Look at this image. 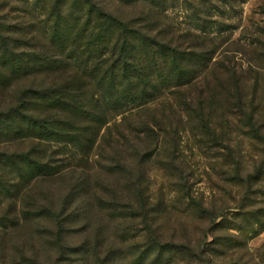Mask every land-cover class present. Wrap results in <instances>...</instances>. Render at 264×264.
Returning a JSON list of instances; mask_svg holds the SVG:
<instances>
[{
  "label": "trees",
  "instance_id": "1",
  "mask_svg": "<svg viewBox=\"0 0 264 264\" xmlns=\"http://www.w3.org/2000/svg\"><path fill=\"white\" fill-rule=\"evenodd\" d=\"M170 1L0 0V202H10L1 227L21 224L20 198L71 176L59 208L25 214L48 219L56 240L92 228L95 234H86L84 244L96 249L101 231L91 223L94 212L136 222L130 225L135 233L141 227L155 234L147 210L145 160L163 136L180 137L182 113L195 122L205 145L222 153L226 170L219 174L218 191L224 202L198 201L180 171L172 208L214 221L231 203L247 204L243 223L248 227L264 211V106L257 99L264 21L255 28L258 62L247 71L254 78L243 77L228 56L214 60L220 36L173 32L166 21ZM195 1L188 4L194 15L237 2ZM118 117L125 131L118 130L115 139L111 130L118 127ZM243 139L258 154L247 173L240 167ZM99 140L106 143L108 158L92 172ZM178 153L173 150L169 159L175 161ZM150 241L152 264H163L166 253L192 254L184 246ZM205 258L204 264L214 263Z\"/></svg>",
  "mask_w": 264,
  "mask_h": 264
},
{
  "label": "rangeland",
  "instance_id": "2",
  "mask_svg": "<svg viewBox=\"0 0 264 264\" xmlns=\"http://www.w3.org/2000/svg\"><path fill=\"white\" fill-rule=\"evenodd\" d=\"M195 2L174 0L168 3L166 21L173 32H192L197 35L206 33L213 38L220 36L215 44L218 50L214 60H220L226 55L238 74L254 78L247 71L250 67H256L259 58L255 53L259 47L255 42V28L264 21V0H237L232 6L222 4L218 8L206 7L197 15L193 14V9L188 5ZM257 78V99L263 107L264 68L259 71ZM251 82L249 79L247 84L251 86ZM142 115L144 117L145 113L140 114ZM182 115L183 132L180 137L171 140L163 136L158 148L145 160V189L149 199L147 210L155 227V234H145L141 227L135 233L130 225H136V222L118 218L112 221L111 216L106 213L94 212L91 223L101 231L98 236L100 245L96 249L93 244H84L88 239L86 234H95L92 228L90 233L66 232L60 241L56 240L48 219L31 218V215L25 214L27 211H38L44 206L59 208L71 185V176H62L60 180L43 187L41 193L38 190L25 199L20 198L18 211L25 212L17 229L7 227L8 222L6 227L0 226V264H152L155 254L147 252L152 238L174 248L187 247L192 252L189 256L166 253L163 264H204L202 256L213 260L212 264H264V211L259 213L257 220L252 219L253 225L248 227L243 223V215L249 211L247 204L242 206L231 203L224 215L214 221L206 216L201 217L194 211H189L190 209L182 212L172 208L179 196L180 186L176 182L180 171L186 173V189L192 190L198 201L204 200L208 204L215 199L217 206L224 202L220 200L223 197H220L218 191L219 174L226 170L220 159L222 153L208 148L204 143L206 138L194 130L195 122L185 113ZM121 125L124 124L121 117H118V127L111 128V135L115 139L118 138V130L125 131ZM98 145L101 148L94 149L90 161L94 167L92 172L100 170L99 163L108 158L104 153L106 143L99 140ZM173 150L179 152L175 161L169 159ZM240 155L243 173L252 172L256 161L258 162V154L252 151L249 142H242ZM176 166L180 167L178 172L175 170ZM185 202L188 203L187 200ZM9 206L10 202L7 200L0 202V216L8 213ZM139 221L140 219L137 220ZM126 225L130 228L129 233L126 232ZM123 228L126 234L122 233ZM139 257L142 260H138Z\"/></svg>",
  "mask_w": 264,
  "mask_h": 264
}]
</instances>
